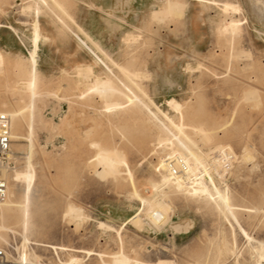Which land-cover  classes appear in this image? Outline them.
Segmentation results:
<instances>
[{
    "label": "rangeland",
    "instance_id": "obj_1",
    "mask_svg": "<svg viewBox=\"0 0 264 264\" xmlns=\"http://www.w3.org/2000/svg\"><path fill=\"white\" fill-rule=\"evenodd\" d=\"M181 1L182 16L153 20L164 0H0V100L20 109L11 91L15 64L38 47L36 105L43 121L30 133V115H18L14 133L25 139L12 138L14 170L31 164L35 177L26 258L18 251L22 224L13 218L0 229L10 264H68L71 256L111 264L121 252L136 264H264L255 250L264 243V16L253 0ZM224 3L239 11H224ZM232 18L243 23L233 42L223 32ZM75 32L108 53V69ZM129 58H137L142 75L138 99L162 122L138 101L142 114L117 117L83 93L78 69L91 65L97 76L125 80L121 67ZM251 91L255 97L247 98ZM171 99L184 106L188 144L228 193L230 210L208 180L199 185L213 198L163 189L168 172L161 160L184 150L167 131L182 123L167 105ZM148 117L155 130L144 139L140 128ZM196 125L206 127L208 143ZM159 129L174 145L155 141ZM6 176L11 192V170Z\"/></svg>",
    "mask_w": 264,
    "mask_h": 264
},
{
    "label": "bare ground",
    "instance_id": "obj_2",
    "mask_svg": "<svg viewBox=\"0 0 264 264\" xmlns=\"http://www.w3.org/2000/svg\"><path fill=\"white\" fill-rule=\"evenodd\" d=\"M253 2H254V7L258 11V14L260 13L261 16H264V0H253ZM58 7L61 9L63 13H66L64 9L62 8V5L59 4ZM222 7L224 11H228V10L230 11V9L231 10L233 9L234 10L233 12H236L235 10L239 11V6L231 4V3H224L222 4ZM185 11H186V6L181 0H164L162 7L160 9H154L153 12L151 13V16L153 20L155 19L158 20L160 19V17L163 19L164 18L165 19L166 18L176 19L177 17L182 16ZM242 26H243V23H241L240 20L232 18L230 19L227 27L226 28L224 27L225 29H223V32H225L226 37L228 36L227 39L230 38L233 42L234 39L236 37H239V35L242 33V32L240 33V31L242 30ZM74 36L95 57L96 64H101L105 68L108 69V66H107L108 61L106 60V58H109V61L113 63L108 53L106 51H103L104 49H102L100 46L96 45L95 41L93 39H90L91 37L90 38L89 36L86 38L84 37L85 38L84 39L80 36V34H78V32H75ZM131 38L132 37H128L126 39L131 40ZM232 42L230 45H232V48H233ZM37 48L34 49L33 52H31L30 58H28L27 61H24V60L18 61L15 64L17 74H15V71H14V74L16 75L14 76L16 78L13 81L14 84H12L13 88L12 87H9V88H12L11 91L19 97L18 103H19V106H21L20 109L15 111L12 109L11 105L9 104L7 100H0V105H1L0 113L8 114L11 118V138L17 139L19 141L25 138L23 136H20L14 133V131L19 130L21 126L20 125L21 120L17 118L18 115L22 114V117L24 119L26 115H30L29 122H28V128L30 130V133L33 132L36 122L38 123V125L43 123L41 114L39 110L37 109L38 106L36 105L37 99L40 98V94L38 92L39 83H40V75L38 72L39 67H38ZM136 60L135 58H132V59L129 58L128 62H126V64L121 67L123 69L122 71L124 72L126 76L125 80L120 78L119 76L116 77L114 75L112 76L106 75L105 78L97 76L94 74V69L92 68L91 65L85 68L78 69V74L83 78L82 83H81L84 86L83 93H85L87 97L96 95L97 98H100L104 102L105 110L113 115H117V117H118V114L122 111L123 113H125V112H135V110H137V113L142 114V110H140L139 107H136L137 105L135 104V101H138L139 103L142 104L144 108H146L149 111V113H151L152 115L154 114L156 120L160 121L159 116L155 113H152L149 106L146 103L138 99L136 90H141L142 85H141V82L138 83V79L140 77L142 78V75H141V71L137 69ZM4 71H5L4 61L3 62L0 61V74H2ZM145 78L147 79V77ZM78 84L80 85V83ZM9 86H11V84H9ZM255 94H256L255 91H251L250 93L247 94V98H254ZM26 98H28V100H25ZM167 105L172 108V110L179 116L180 121H182V123L178 127L177 132L169 128L167 129V131L172 136V138L176 139L179 142V144L184 148V150L178 148V150L175 151L174 155L177 157H180L186 162V164L188 165V170H187V173L185 175H182L181 177L175 176L173 175L169 166L167 165L166 159L161 160L160 165L162 168L167 170L168 175L166 176V182H164V185H163L164 188L162 187V185H160V187L163 188L164 190L177 189L179 191L182 190V191H187V192H191L194 194L207 192L209 194L208 196L212 197V194L208 189H204L200 187L199 185V184H204V181L208 180L213 185V188L215 189L216 193L219 195L222 203H224L226 208L230 210L231 206L228 202L229 200L228 193L226 191L224 193L220 192V190L218 189L214 179L212 178L208 170L205 167H203V164L201 162L199 155L188 144V141H187L188 137L185 136L184 134V130L187 129L185 128L186 124L184 123V120L186 119V117H184V111H185L184 106L180 102L174 99L168 100ZM149 121H151L150 117H148V120L144 119V121H142L143 125H141V128H140L141 135L144 139H149L153 137V133L155 130L152 127L150 128ZM194 128H196L199 131V133H201L202 137L204 138L203 141L205 140V142L208 143L207 140L210 139V136L207 133L208 130L206 129V127L205 129L202 126H197ZM158 131L160 133L156 134V139H155V141H157L158 144H162V143L165 144V142L169 141V142H172L171 146L174 145V142L171 139V137H169V135L165 133L163 134L161 129H159ZM199 133L197 135L200 136ZM200 141L202 142V139H200ZM190 159L196 162L198 168L201 169L200 171L201 173H203L202 177H196L194 173H192ZM27 166L28 168L26 167L27 169L25 171L14 170L15 168L11 169V175L13 176L12 178H13V181L15 182L14 189L10 192V189L8 187V194H7L6 199L0 202V229L4 228L5 221H10L13 218H15L16 223L20 222V224H22L21 226L24 231V242L23 244H21V246L18 247V251H19V254H22V256L25 258L29 254V248H28L29 239L27 236V232L31 225L29 208L32 203H31L30 193L32 191L33 181L35 177L34 169L32 167L33 165L29 164ZM6 175H7V170L0 169V178L7 181ZM20 183L26 184L23 190H21L22 187L20 186ZM135 196H137L138 198L141 197L138 194V192H135ZM142 200L146 201L148 200V198H142ZM15 213H17L16 217L14 216ZM243 233L245 234L244 231ZM0 240H2L1 236H0ZM261 245H262V248L260 249L255 248L256 254L258 258L260 259L259 261L260 263L262 262V260H264V253L262 251L264 247V243L262 242ZM218 253L219 252H217V254ZM29 260L36 261L34 259H29ZM135 262H132L131 259L125 255L124 252H121L120 255L114 258L111 264H134ZM29 264H35V263L30 262ZM68 264H82V259H79L76 256H71L68 261ZM159 264H161V262Z\"/></svg>",
    "mask_w": 264,
    "mask_h": 264
},
{
    "label": "built area",
    "instance_id": "obj_3",
    "mask_svg": "<svg viewBox=\"0 0 264 264\" xmlns=\"http://www.w3.org/2000/svg\"><path fill=\"white\" fill-rule=\"evenodd\" d=\"M12 138H11V118L8 114L0 113V169L10 171L15 168L10 156L12 154ZM173 175L181 177L188 170L186 162L175 155L168 156L166 159ZM8 194V183L0 178V202L4 201ZM0 264H10L5 248H0Z\"/></svg>",
    "mask_w": 264,
    "mask_h": 264
}]
</instances>
